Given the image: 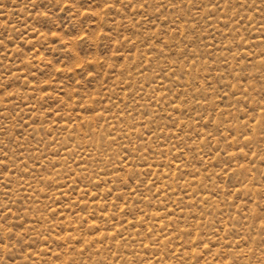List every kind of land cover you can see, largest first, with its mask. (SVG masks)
<instances>
[{
  "label": "rangeland",
  "instance_id": "rangeland-1",
  "mask_svg": "<svg viewBox=\"0 0 264 264\" xmlns=\"http://www.w3.org/2000/svg\"><path fill=\"white\" fill-rule=\"evenodd\" d=\"M0 264H264V0H0Z\"/></svg>",
  "mask_w": 264,
  "mask_h": 264
}]
</instances>
